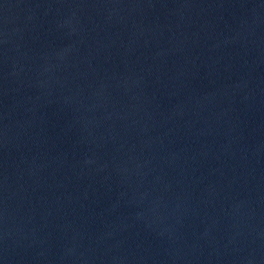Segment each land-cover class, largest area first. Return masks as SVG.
Returning <instances> with one entry per match:
<instances>
[{"label": "water", "instance_id": "95a60500", "mask_svg": "<svg viewBox=\"0 0 264 264\" xmlns=\"http://www.w3.org/2000/svg\"><path fill=\"white\" fill-rule=\"evenodd\" d=\"M0 264H264V0H0Z\"/></svg>", "mask_w": 264, "mask_h": 264}]
</instances>
